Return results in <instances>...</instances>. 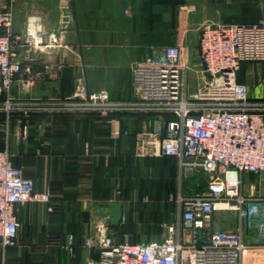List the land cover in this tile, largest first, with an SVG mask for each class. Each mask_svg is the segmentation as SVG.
<instances>
[{
	"label": "crops",
	"instance_id": "0c3cea01",
	"mask_svg": "<svg viewBox=\"0 0 264 264\" xmlns=\"http://www.w3.org/2000/svg\"><path fill=\"white\" fill-rule=\"evenodd\" d=\"M8 1L0 0V8ZM263 18L264 0H15L16 32H57L62 46L45 51L19 48L23 72L10 94L21 108L10 120L0 115V150L9 149L14 165L34 180L36 191L49 193L50 202L15 207L20 223L17 245L3 251L0 242V264H85L99 257L85 239L95 235L100 224L120 242L138 239L136 232L153 226L161 232L166 213L142 204L153 186L143 180L144 165L149 169L158 159L177 164L178 188L169 218L175 221V199L201 192L208 177L201 170L187 174L176 157L158 156L152 147L139 146L141 134L154 128L165 132L172 116L160 121L128 112L104 116L65 110L61 104L72 101L79 88L88 94L105 92L114 103L137 101L140 87L133 69L170 46L181 48L188 92L194 93L206 80L199 50L203 27L254 24ZM263 78L245 80L238 74L255 100L264 98ZM114 117L122 119L121 130L129 135L113 134L109 120ZM243 179L246 193L258 185L254 175ZM112 203L123 205L125 221L117 226L105 207ZM71 243L73 252L68 249Z\"/></svg>",
	"mask_w": 264,
	"mask_h": 264
},
{
	"label": "built area",
	"instance_id": "2783aa9c",
	"mask_svg": "<svg viewBox=\"0 0 264 264\" xmlns=\"http://www.w3.org/2000/svg\"><path fill=\"white\" fill-rule=\"evenodd\" d=\"M14 4L9 0L0 8V98L7 95L8 114L12 85L23 72L19 48L45 51L62 46L57 32H16ZM199 50L206 80L194 93L188 92L181 48L170 46L133 69L140 87L137 101L114 103L105 92L88 94L79 88L72 101L61 104L65 110L104 116L128 112L159 116L160 121L170 115L165 132L154 128L141 134L139 146L152 147L158 156L176 157L187 174L201 170L208 177L201 192L175 199L177 218L160 225L159 241L120 242L100 224L97 233L85 239L86 247L99 257L85 264H264V242L255 244L251 235L255 229L264 240V98L251 99L247 86L238 81L243 63H264V18L254 24L209 23L201 31ZM109 123L115 126V136L130 134L122 132L120 117ZM245 175L258 180L248 193ZM29 202L49 203V193L36 191L34 180L14 165L9 149L0 150L3 251L17 245L20 223L15 207ZM229 212L238 214V226L216 227V216ZM68 249L73 252L72 243Z\"/></svg>",
	"mask_w": 264,
	"mask_h": 264
},
{
	"label": "rangeland",
	"instance_id": "374dc122",
	"mask_svg": "<svg viewBox=\"0 0 264 264\" xmlns=\"http://www.w3.org/2000/svg\"><path fill=\"white\" fill-rule=\"evenodd\" d=\"M262 74H264V65L259 64V63H253V62L252 63L245 62L241 66V70L239 71V76L244 78L245 80H249L250 78H253L254 76L260 77ZM6 101H7V98L3 103H0V110L7 113ZM18 107H21V106L17 104L11 105V108H12L11 113L17 110ZM11 113L10 114L7 113V119L9 120H10ZM130 114H133V113H130ZM143 116L148 117L150 120L155 119L154 118L155 116L153 115H143ZM19 122H22V121H19ZM155 162L156 163L153 164L152 167H149V169L151 168L150 170L146 169L147 167L144 165L143 180L149 179L152 182L153 186H152V191L149 192V194L144 197L146 198L145 199L146 201H144V198L142 199V204L145 206L148 205L149 207L150 205H152V208L155 205L156 207L158 206L160 211H163L168 216V217H165L163 221L169 222L171 220V219L169 220L170 216L172 217L173 203H174L173 202L174 199L172 200V198L176 195V190L178 188V179H177V176H178L177 169L178 168L175 162H171L169 160L162 161L161 159H158ZM154 168H155V172H154ZM238 224H239V216L238 214L234 212L220 213L216 216L214 220V225L220 228H225V227L234 228V227H237ZM160 234L161 232H160L159 227L153 226L152 230H149V231L141 230L139 232H136L135 237H138V239L133 238L130 240V243L152 242V241L160 239L161 237ZM251 235L253 237V242L255 244H260L264 242V240L259 236V232L257 230L253 229L251 231Z\"/></svg>",
	"mask_w": 264,
	"mask_h": 264
},
{
	"label": "water",
	"instance_id": "95a60500",
	"mask_svg": "<svg viewBox=\"0 0 264 264\" xmlns=\"http://www.w3.org/2000/svg\"><path fill=\"white\" fill-rule=\"evenodd\" d=\"M105 207L112 218V224L116 226L119 225L123 215L122 203H112L109 205H105Z\"/></svg>",
	"mask_w": 264,
	"mask_h": 264
},
{
	"label": "trees",
	"instance_id": "16d2710c",
	"mask_svg": "<svg viewBox=\"0 0 264 264\" xmlns=\"http://www.w3.org/2000/svg\"><path fill=\"white\" fill-rule=\"evenodd\" d=\"M4 98H5V96H3V97L0 98V103L4 100ZM12 114H13V113H11V116H12ZM0 115H4V116L6 117V116H7V113L4 112V111H1V110H0ZM172 118H173V117H172Z\"/></svg>",
	"mask_w": 264,
	"mask_h": 264
}]
</instances>
